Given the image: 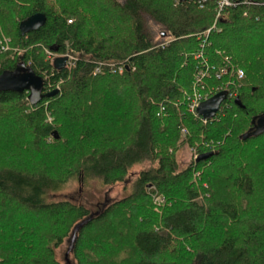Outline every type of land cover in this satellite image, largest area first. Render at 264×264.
Segmentation results:
<instances>
[{
	"label": "trees",
	"instance_id": "1",
	"mask_svg": "<svg viewBox=\"0 0 264 264\" xmlns=\"http://www.w3.org/2000/svg\"><path fill=\"white\" fill-rule=\"evenodd\" d=\"M233 1L220 11L218 0H0V45L5 32L24 49L2 53L0 74L24 65L46 86L60 82L37 104L28 91H0V146L14 136L16 147L27 140L24 153L41 151L56 128L53 145L66 133L76 141L61 152L70 168L60 175L0 166V264H64L56 249L68 238L75 261L65 264H264V133L241 138L264 114V0ZM36 13L46 24L23 35L20 23ZM144 14L168 31L166 42L153 40ZM44 48L75 56V68L54 70ZM206 62L245 73L223 78L242 107L229 97L208 125L186 100ZM181 124L187 141L205 146L199 156L213 153L184 170L170 149ZM145 163L127 197L95 212L48 197L74 179L123 182ZM194 175L208 184L203 200ZM156 192L167 202L162 216Z\"/></svg>",
	"mask_w": 264,
	"mask_h": 264
},
{
	"label": "rangeland",
	"instance_id": "2",
	"mask_svg": "<svg viewBox=\"0 0 264 264\" xmlns=\"http://www.w3.org/2000/svg\"><path fill=\"white\" fill-rule=\"evenodd\" d=\"M118 1L124 2L125 0H118ZM143 17H144L145 28L150 34V36L153 38V40L155 42L165 41V39L167 38L168 31L165 30L159 23H157L150 15L144 14ZM4 33L5 32L2 33L1 42L7 43L9 48L7 51L4 50V52L2 53L3 54H5V52L9 53L10 57H14L15 54H22L24 52V49L19 47L18 45L13 46L12 37L11 36L7 37L8 35L6 36V33L5 34ZM168 41L169 40H167V42ZM2 53H0V56L2 55ZM233 74H235V72H233ZM231 83H232V79L230 77L224 79L223 84L221 83L212 84L211 83L209 91L217 90L218 92H221V91L227 90L228 91L227 99L231 97L230 94L232 93L231 99L235 100V98H237V95H236L237 92L236 90H234V87L231 88V86H233ZM192 89L193 87H191V89L189 90L190 92L189 95L191 94ZM218 92L214 93L212 96H214ZM233 95L234 96L236 95V97L233 98ZM186 100H188V98ZM184 110L186 113V109ZM187 113L192 114L190 111ZM192 115L196 118H199V116H196L195 114H192ZM201 120L204 125H208V122L210 121V120H206V122L208 121L206 123L205 121H203V118ZM47 121L49 123H53L54 119L52 116H48ZM180 128L182 131L180 135L182 140H179L177 144L174 145L173 147H170V149H171L172 154L175 153V157L177 158L180 169L184 170L188 168L189 165H194V162L197 161V159L195 158L196 153H198L199 148L201 147L205 148V146H201L198 148L197 147L198 143L196 145L195 142L193 141H189V140L187 141L186 140L187 136L189 137L190 136L189 134H191L189 133V129L186 126H183L182 124ZM55 131L58 132L60 136L59 138H61L59 129L56 128ZM66 137H67V133L64 136L61 144L53 145L54 141L59 140V138L56 139L52 135L47 139V141H44L43 150L36 151L35 149H32L31 147V150L24 153V151L26 150V146H27V140L24 141L26 142V144L16 147V146H13V144L19 145L18 142H21L22 140H17V137L14 138V136H9L7 138H10L9 146L10 145L11 146L10 147L0 146L2 147L0 149V166L5 165V166H10V167H17L24 171L43 169L48 173H51L54 175H60L63 170L70 168V166L66 167L62 164L63 162H61V152L62 153L64 152L65 153L64 156L66 157L67 154L70 153L72 148L75 149L74 144L76 141L74 142V139L71 138L69 139V142H68V139H66ZM7 138H4V139H7ZM183 139H184V142H183ZM67 142L68 144L66 145ZM214 142L215 140L212 139L210 144ZM199 143H201V145L202 144L207 145L206 140L199 142ZM55 146H58V148L60 149V156H59V150L52 149ZM68 146L70 149H68ZM260 157H263V156H260ZM149 167H150V163L138 165L129 172L128 176L125 178L123 182H119V183L112 184L109 186L102 185L97 180H92L91 183H89V185H83L79 180L74 179V180H71L63 189H61L60 191L56 193L50 194L48 197L51 200H56V201L69 200L74 203H80L95 212L99 210L101 207H103L105 204L114 203L116 201H120L123 198L127 197L132 192L134 183L139 173L142 170L148 169ZM199 171L200 170L197 169V172ZM196 177L194 175L193 181L196 183L195 186L197 185L196 188L201 193L199 200H203L205 195L202 193V191H203V188L207 189L208 184L205 181L200 182V179ZM258 185L259 186L261 185V181H259ZM152 201L154 204L153 212L157 216H162L164 207L167 204L165 198L159 192L158 193L156 192L154 194V197L152 198ZM68 240L69 238L65 240L63 245H61L59 248L56 249L57 259L64 264L66 263L65 262L66 256H69V260L75 261L71 253L67 254L68 249L70 247V243Z\"/></svg>",
	"mask_w": 264,
	"mask_h": 264
},
{
	"label": "water",
	"instance_id": "3",
	"mask_svg": "<svg viewBox=\"0 0 264 264\" xmlns=\"http://www.w3.org/2000/svg\"><path fill=\"white\" fill-rule=\"evenodd\" d=\"M185 1V0H182ZM47 17L43 13H36L29 18L23 20L20 23V30L23 35L31 32L36 31L39 28L43 27L46 24ZM164 36V35H163ZM68 57H57L54 62L53 66L56 70L62 71L67 66ZM0 91H14V92H23L28 91L30 92L29 100L33 104H37L43 98H53L55 97L59 91L53 90L47 93L45 91V81L44 79L36 74L34 70L24 65H20L17 67L15 71H5L0 74ZM228 91H221L215 94L214 96L210 97L209 99L203 101L199 107L197 108L198 114L204 120H211L213 119L220 110L222 103L227 99ZM236 104L242 107V103L237 98ZM264 133V114L256 116L252 119V126L249 130L244 133L241 138L243 140H248L252 137H257ZM53 136L58 139L60 136L57 131L53 133ZM213 153H207L200 155L198 157V161L207 159L212 156ZM89 219L88 221H90ZM88 221H84L80 225L76 226L74 229V236L78 232L79 229L83 228ZM73 249V243H71L68 253H71Z\"/></svg>",
	"mask_w": 264,
	"mask_h": 264
},
{
	"label": "built area",
	"instance_id": "4",
	"mask_svg": "<svg viewBox=\"0 0 264 264\" xmlns=\"http://www.w3.org/2000/svg\"><path fill=\"white\" fill-rule=\"evenodd\" d=\"M234 5H235V3L233 0H218V9L220 11H222L224 8L232 7ZM212 29H216V24L212 27ZM212 29L207 30L204 34L208 35ZM8 48L9 47H8L7 43L1 42L0 53L4 52V50L7 51ZM44 51L46 53L47 59H49L52 62V64L57 57L66 56V57H68V61H67V66L65 69L71 71L73 68H75V64H76L75 56H73L71 54L53 52L47 48H44ZM200 56L201 55H199L198 57H200ZM54 70H56V69L54 68ZM56 71L60 72L59 70H56ZM119 71L122 72L123 69L120 68ZM98 72H101L100 68L97 69V73ZM233 72H235L237 74L239 79H242L245 75V73L242 69H236V68L227 69L226 67L219 68V67L212 66L208 62H206L204 67H201L199 69V72L196 74V82H195V85L193 87V91H192L191 95L188 97V103H187L188 111H190L192 114H195L196 116H200L197 112V108L199 107V105L203 101L207 100L214 93L218 92L217 90L216 91H212V90L209 91L210 86H209L208 80H212V78H210V77L213 76V79H215V80H222L226 76L233 75ZM44 81H46V80L44 79ZM59 86H60V82L57 85V87H55V88H53L49 84H48V86H46V84H45V89H47L46 92H50L53 90H58ZM230 96L232 97V93L230 94ZM203 121L206 122V120H204V119H203ZM198 157H199V154L196 153L195 158L198 159Z\"/></svg>",
	"mask_w": 264,
	"mask_h": 264
},
{
	"label": "bare ground",
	"instance_id": "5",
	"mask_svg": "<svg viewBox=\"0 0 264 264\" xmlns=\"http://www.w3.org/2000/svg\"><path fill=\"white\" fill-rule=\"evenodd\" d=\"M220 13H221V12H220ZM220 13H219V14H220ZM165 42H166V41H165ZM165 42H164V43H165ZM164 43H163V44H164ZM198 55H199V54H198ZM202 55H203V54H202ZM202 57H203V56H202ZM197 58H198V57H197ZM204 58H205V56H204ZM198 59H199V58H198ZM207 59H208V58H207ZM230 60H231V59H230ZM205 61H206V60H205ZM210 61H211V59L209 60V63H210ZM201 63H202V62H201ZM203 63H204V62H203ZM213 64H214V63L212 62V64H210V65H213ZM203 65H204V64H203ZM198 66H199V65H198ZM213 66H214V65H213ZM200 68H201V66H200ZM73 69H74V68H73ZM198 69H199V67H198ZM66 70H67V69H66ZM197 71H198V70H197ZM195 76H196V75H195ZM213 80H214V79H213ZM222 80H223V79H222ZM222 80H221V81H222ZM223 81H224V80H223ZM45 82H46V81H45ZM207 122H208V121H207ZM207 122H206V123H207Z\"/></svg>",
	"mask_w": 264,
	"mask_h": 264
}]
</instances>
